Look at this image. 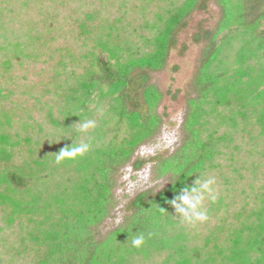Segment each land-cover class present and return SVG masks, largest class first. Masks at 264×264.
<instances>
[{
    "label": "trees",
    "instance_id": "obj_1",
    "mask_svg": "<svg viewBox=\"0 0 264 264\" xmlns=\"http://www.w3.org/2000/svg\"><path fill=\"white\" fill-rule=\"evenodd\" d=\"M208 1L0 0V264H264V0H214L181 142L152 160L167 183L99 232L115 177L161 126L149 74ZM81 142L82 158L56 163ZM207 178L209 219L182 223L179 198Z\"/></svg>",
    "mask_w": 264,
    "mask_h": 264
},
{
    "label": "rangeland",
    "instance_id": "obj_2",
    "mask_svg": "<svg viewBox=\"0 0 264 264\" xmlns=\"http://www.w3.org/2000/svg\"><path fill=\"white\" fill-rule=\"evenodd\" d=\"M218 18L219 8L214 0H209L204 9L194 11L176 34V44L169 53L165 67L149 74V84L156 86L163 95L157 108L161 126L156 136L142 144L115 177L113 194L116 204L100 225L101 234L117 227L129 215L128 204L138 193L146 190L155 192L166 185L165 178H154L152 160L157 156L170 155L181 142L186 101L192 96L191 82L198 66L200 51L205 44L202 38L196 42L195 35L212 31ZM137 159L147 162L139 169H133L132 164Z\"/></svg>",
    "mask_w": 264,
    "mask_h": 264
},
{
    "label": "clouds",
    "instance_id": "obj_3",
    "mask_svg": "<svg viewBox=\"0 0 264 264\" xmlns=\"http://www.w3.org/2000/svg\"><path fill=\"white\" fill-rule=\"evenodd\" d=\"M78 131L81 133H88L90 130L96 127V121L93 119H87L78 123ZM58 143V142H57ZM90 150L88 143L73 144L71 147L64 148L55 155L56 163L63 161H75L78 158H82ZM195 188H189L185 190L184 196L180 197V201L183 207H178L177 211L182 215V223H186L190 226H195L198 223L206 222L209 217L204 211V202L206 199H210L213 203L217 199L216 181L214 178H207L197 180ZM173 207H177L175 202H171ZM185 209L188 211L186 212ZM191 213V215L188 214ZM146 243L145 237L142 234L135 235L132 239V246L136 249H141Z\"/></svg>",
    "mask_w": 264,
    "mask_h": 264
}]
</instances>
